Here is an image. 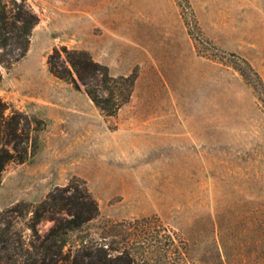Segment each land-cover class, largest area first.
Wrapping results in <instances>:
<instances>
[{"label":"rangeland","instance_id":"1","mask_svg":"<svg viewBox=\"0 0 264 264\" xmlns=\"http://www.w3.org/2000/svg\"><path fill=\"white\" fill-rule=\"evenodd\" d=\"M28 2L40 22L27 56L0 65V100L31 141L2 173L0 214L24 204V227L71 186L99 208L79 236L154 218L177 240L175 264H264V0ZM62 47L135 78L115 116L49 72Z\"/></svg>","mask_w":264,"mask_h":264},{"label":"trees","instance_id":"2","mask_svg":"<svg viewBox=\"0 0 264 264\" xmlns=\"http://www.w3.org/2000/svg\"><path fill=\"white\" fill-rule=\"evenodd\" d=\"M39 22L28 0H0L1 66L11 69L27 56ZM47 66L55 78L75 90L84 86L95 106L109 117L129 102L136 81L134 77L115 78L107 66L96 62L88 52L67 47L55 49ZM238 70L247 77L241 68ZM8 109L0 100V181L8 163L27 160L28 147L22 143L28 146L31 141L23 129L24 116L14 110L7 116ZM25 207L16 205L0 214L11 213V218L0 220L3 264H175L177 240L169 228L154 224V218L112 225L101 239L77 235L99 216L98 204L87 190L73 192L71 186L56 190L28 212L32 215L20 228L17 221L24 217ZM49 213L54 214L53 225L42 235L38 227ZM108 237L120 239L109 242Z\"/></svg>","mask_w":264,"mask_h":264}]
</instances>
